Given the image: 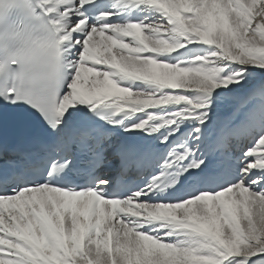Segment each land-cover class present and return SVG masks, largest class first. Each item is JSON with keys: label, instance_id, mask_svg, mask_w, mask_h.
I'll list each match as a JSON object with an SVG mask.
<instances>
[{"label": "snow or ice", "instance_id": "snow-or-ice-1", "mask_svg": "<svg viewBox=\"0 0 264 264\" xmlns=\"http://www.w3.org/2000/svg\"><path fill=\"white\" fill-rule=\"evenodd\" d=\"M0 264H264V0H0Z\"/></svg>", "mask_w": 264, "mask_h": 264}]
</instances>
